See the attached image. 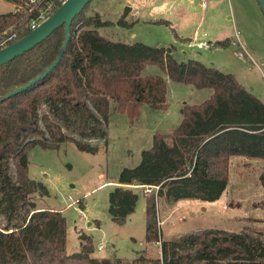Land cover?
Returning a JSON list of instances; mask_svg holds the SVG:
<instances>
[{
	"label": "trees",
	"instance_id": "16d2710c",
	"mask_svg": "<svg viewBox=\"0 0 264 264\" xmlns=\"http://www.w3.org/2000/svg\"><path fill=\"white\" fill-rule=\"evenodd\" d=\"M4 1L15 7L13 12L0 14V36L7 31L15 34L8 46L29 34V19L53 0H35L32 5L28 0ZM90 2L71 21L58 63L29 88L0 102V215L6 222L0 227V264H264V242L258 237L205 230L167 242L159 239L155 220L157 198L169 203L215 202L226 189L232 157L264 161V104L230 74L195 60L176 62L172 46L151 48L100 36L97 29L107 22L98 15H84ZM59 6L53 1L49 15ZM118 25L127 26L123 20ZM62 31L61 26L0 66V97L50 66L63 42ZM147 65L156 66L173 83L211 91L201 103L183 105L180 120L171 131L154 133L150 147L140 153L139 163L122 169L118 187L108 193L110 220L121 226L136 202V195L125 187H158L156 196L144 194L143 237L147 244H158L159 257L131 261L95 258L90 238L83 235L79 252L66 254L64 217L59 211L37 209L32 201L33 196H47V190L28 178L27 150L34 146L56 149L71 142L79 152L96 153V147L82 140L104 139L110 103L129 120L138 117L142 104L165 111L166 82L156 75L141 76ZM40 106L47 110L42 116H38ZM47 114L81 140L64 135ZM39 123L46 140H30L42 133ZM258 182L264 189V172ZM13 218L18 222L10 223Z\"/></svg>",
	"mask_w": 264,
	"mask_h": 264
},
{
	"label": "rangeland",
	"instance_id": "374dc122",
	"mask_svg": "<svg viewBox=\"0 0 264 264\" xmlns=\"http://www.w3.org/2000/svg\"><path fill=\"white\" fill-rule=\"evenodd\" d=\"M14 10L12 4L0 0V14ZM84 15H98L100 21L107 22L97 32L112 42L141 43L151 48L172 46L171 56L176 62L195 60L230 74L264 104V18L255 0H208L206 9H201L198 0H91ZM119 20L127 26H119ZM193 41L205 42L208 48H187ZM140 75H156L165 80V111L142 104L138 117L129 120L110 103L104 139L82 140L96 147V153L79 152L71 142L56 149L34 146L27 150V176L47 190V196H33L32 201L35 208L59 211L64 217L66 254L79 252L83 235L90 238L94 248L100 247L97 251L92 248L95 258L131 261L136 257H159L157 246L145 243L143 237V189H132L136 195L134 210L121 226L110 220L108 193L118 187L122 169H132L139 163L140 153L150 147L154 133L171 131L180 120V108L201 103L211 91L173 83L153 65L145 66ZM46 113V107L40 106L38 116ZM47 115L64 135L81 140L63 128L61 121ZM71 120L76 122L77 118ZM39 129L42 133L30 140H46L40 123ZM10 172L13 174L12 167ZM262 172L264 161L232 157L226 189L215 202L169 203L157 198L159 239L174 242L197 231L218 230L246 231L264 242V189L258 182ZM15 222L18 221L13 218L10 223ZM5 223V217L0 215V227Z\"/></svg>",
	"mask_w": 264,
	"mask_h": 264
},
{
	"label": "water",
	"instance_id": "95a60500",
	"mask_svg": "<svg viewBox=\"0 0 264 264\" xmlns=\"http://www.w3.org/2000/svg\"><path fill=\"white\" fill-rule=\"evenodd\" d=\"M90 1L91 0H65L62 4H60L54 13L39 24L34 30L30 31L29 34L0 50L1 66L32 49L35 45L45 40L54 30L61 26L63 27V42L56 58L50 66L24 86L0 97V102L29 88L31 85L43 78L58 63L68 40V31L71 21ZM255 2L264 18V0H255Z\"/></svg>",
	"mask_w": 264,
	"mask_h": 264
},
{
	"label": "built area",
	"instance_id": "2783aa9c",
	"mask_svg": "<svg viewBox=\"0 0 264 264\" xmlns=\"http://www.w3.org/2000/svg\"><path fill=\"white\" fill-rule=\"evenodd\" d=\"M28 1H29V5H32L35 2V0H28ZM42 1H45V0H42ZM53 1L47 2L43 10L38 11L35 15H33V17L29 19L27 23V29L29 31L34 30L39 24H41L43 21H45L50 16L48 15L49 13H45V11L50 12ZM64 1L65 0H55L54 2L62 4ZM198 2H199L201 9H206L208 0H198ZM29 12H32L31 9H29ZM14 38H15L14 33L5 34V35L0 36V50L6 47L7 44H9ZM193 42H189L186 45V47L187 48L195 47L196 49H207L208 48V45L205 42H195V43ZM157 190H158V187L156 186V187H144L143 191H144V194L148 195L150 193H153L154 196H156ZM98 249H100V247H97V250Z\"/></svg>",
	"mask_w": 264,
	"mask_h": 264
},
{
	"label": "crops",
	"instance_id": "0c3cea01",
	"mask_svg": "<svg viewBox=\"0 0 264 264\" xmlns=\"http://www.w3.org/2000/svg\"><path fill=\"white\" fill-rule=\"evenodd\" d=\"M14 6V5H13ZM170 24V23H169ZM195 40V39H194ZM197 42V41H196ZM224 44L225 45H227V44H229V40L227 41L226 40V42H224ZM231 44V43H230ZM220 48H222V47H220ZM237 59H238V57H237ZM125 187V186H124ZM136 187H138V188H141V189H143L144 190V187H140V186H127V187H125V188H130L131 190L133 189V188H136ZM133 192V191H132ZM143 194H144V191H143ZM223 194V193H222ZM221 194V195H222ZM161 199V198H160ZM143 202H144V195H143ZM143 214H144V203H143ZM89 225V224H88ZM243 232H246V231H243ZM110 246H112L113 247V245H110ZM155 246H157V249H158V251H159V247H158V244H155ZM92 248L94 249V250H96L97 251V248H94L93 246H92ZM92 249V250H93ZM92 256V255H91ZM123 260H128V259H123ZM132 260V259H131ZM128 261H130V260H128Z\"/></svg>",
	"mask_w": 264,
	"mask_h": 264
}]
</instances>
